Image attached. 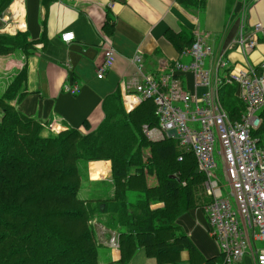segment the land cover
I'll return each instance as SVG.
<instances>
[{"label":"trees","instance_id":"1","mask_svg":"<svg viewBox=\"0 0 264 264\" xmlns=\"http://www.w3.org/2000/svg\"><path fill=\"white\" fill-rule=\"evenodd\" d=\"M11 1L0 0V15ZM180 1L201 11L205 0ZM15 47L30 55L34 41L25 32L0 34V54ZM13 81L0 96V264H99L101 244L91 219L103 215L119 228L118 264H128L140 250L156 264H177L182 251L191 264H221L220 254L199 256L177 222L205 203L204 175L196 171L190 152L177 159L174 140L154 141L143 134V124H157L151 100L126 112L113 93L103 100L104 117L95 129L83 133L67 126L56 132L11 104L26 93L25 69ZM223 91L228 96L225 109L235 119L244 104L235 99L232 86ZM89 127L85 121L83 128ZM142 147H148L149 156L142 155ZM81 160L110 161L112 195L78 197ZM146 174L155 175L154 186L146 185ZM152 203L162 205L153 208Z\"/></svg>","mask_w":264,"mask_h":264},{"label":"crops","instance_id":"2","mask_svg":"<svg viewBox=\"0 0 264 264\" xmlns=\"http://www.w3.org/2000/svg\"><path fill=\"white\" fill-rule=\"evenodd\" d=\"M256 22L264 25V0H205L201 11L186 7L180 0H12L0 15V33L25 32L34 41V49L24 62L26 93L11 104L22 114L59 129L69 126L82 130L85 121L95 127L104 117L102 103L107 96L118 94L126 112L141 104V99L126 89L135 72L132 59L136 53L142 58L143 71L158 77L168 72L175 60L190 62L189 56L181 54L195 32L202 33L217 49L226 44L240 23L250 28ZM66 32L73 33L69 42L61 39ZM103 37H108L114 48V60L98 76L96 69L104 60ZM227 58L235 62L236 69L241 67L239 52L228 51ZM247 60L254 66L264 64V34ZM178 76L190 93L203 91L195 88L190 71ZM73 87L78 88L75 93L68 91ZM236 90L233 85V96L241 101ZM262 112L263 108L261 116ZM97 164L105 168L104 173L95 171L100 176H92ZM87 169L90 179L111 176L109 160L89 161ZM203 195L205 203L181 215L177 222L199 256L212 259L219 257V249L206 230L203 207L209 197L205 192ZM98 240L106 251L102 263L118 264L119 250L110 247L109 239ZM142 264L156 262L145 256ZM177 264H191L187 251L180 253ZM236 264L254 262L244 256Z\"/></svg>","mask_w":264,"mask_h":264},{"label":"built area","instance_id":"3","mask_svg":"<svg viewBox=\"0 0 264 264\" xmlns=\"http://www.w3.org/2000/svg\"><path fill=\"white\" fill-rule=\"evenodd\" d=\"M262 34L261 23L256 22L250 28L240 23L226 44L216 49L202 33L195 32L181 54L189 56L190 62L175 60L168 72L158 77L143 71L142 58L136 53L132 59L135 72L126 84L128 92L141 101L153 103L157 124H143V134L154 141L174 140L179 161L183 159L182 151L194 156L197 170L204 175V192L209 197L203 207L206 230L219 249L221 264H236L244 256H249L254 264H264V129H260L264 64L254 66L247 60ZM61 39L69 42L73 33H62ZM102 44L104 60L96 69L98 76L114 60L109 38L103 37ZM228 51H237L243 57L239 69L227 58ZM186 71L193 74L195 88L203 89L199 95L182 85L178 75ZM233 85L244 104L235 119L230 118L221 95L223 88ZM77 90V87L68 89L71 93ZM47 128L59 130L55 125ZM216 156L221 160L228 190L216 178ZM108 243L118 249L117 235H111Z\"/></svg>","mask_w":264,"mask_h":264},{"label":"rangeland","instance_id":"4","mask_svg":"<svg viewBox=\"0 0 264 264\" xmlns=\"http://www.w3.org/2000/svg\"><path fill=\"white\" fill-rule=\"evenodd\" d=\"M0 34H7V33H0ZM14 34H7V35H14ZM27 56L28 54L22 51L19 47H15L8 53L0 54V96L5 92L9 84L14 82L13 80L15 79V76L21 70L25 69L24 62ZM224 92L225 91H222L221 95L224 98V107L226 108V101L228 99V96H226V93ZM1 117H2V110L0 108V119ZM95 127L90 126L88 130L87 129L85 130L83 128L81 132L83 133L88 132L90 130L95 129ZM44 133H47V129L44 131ZM263 139H264V135H263ZM141 152L144 157H147L150 155L148 147H142ZM182 152L183 154H185V153H188L189 151H182ZM216 162H217V167L215 168L216 178L219 181L221 187H224L225 190H228V184H227V181L225 180L223 170H222V163L218 156H216ZM85 163L86 162L81 160L78 165L80 169V185H79L80 188L78 190V197L88 200V199H94L97 197H101V199H103L104 197L107 198V196L112 195L114 186H113V183L111 182V176L109 179H105V180L90 179L88 169L86 167L88 162L87 164ZM105 164L107 165V163ZM95 168L96 170L93 169L92 176L98 175L97 173H95V171L97 172L100 171L101 172L100 174L104 173L105 168L101 164H97ZM145 182L147 186L151 187L156 184L157 179L154 174H151V175L146 174ZM203 182L201 185L202 190L204 187ZM91 203L92 205H94L95 202L93 201ZM161 205H162L161 203H152L151 207L154 208V207H158ZM91 225H92L93 234L97 238V240L100 239L101 237H103L104 239H109L111 235L113 234L117 235L118 232L116 230L119 229L116 225H112L111 223H109V218L106 215L100 216L99 219H97L96 217H92ZM98 255H99V258H98L99 264H103L101 258L106 255V251L102 250L101 247H99ZM144 259H145L144 252L140 250L135 255L134 259L130 262V264H142V261Z\"/></svg>","mask_w":264,"mask_h":264}]
</instances>
